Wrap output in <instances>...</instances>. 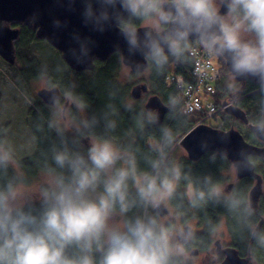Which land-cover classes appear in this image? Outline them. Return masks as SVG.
Masks as SVG:
<instances>
[{"label": "clouds", "instance_id": "9594fccd", "mask_svg": "<svg viewBox=\"0 0 264 264\" xmlns=\"http://www.w3.org/2000/svg\"><path fill=\"white\" fill-rule=\"evenodd\" d=\"M79 3L89 34L69 32L66 54L76 64L87 67L94 59L98 42L91 33L115 30L123 47L117 43L114 51L135 72L150 67L161 75L173 63L189 62L199 49L227 66L230 82L252 80L264 96V0ZM76 4L66 0L67 10L76 12ZM38 20L37 12L28 17L30 24ZM52 26L65 30L69 21L57 18ZM226 74L223 69L219 82L230 95ZM118 95L110 90L104 108L95 112L72 86L61 94L49 81V116L34 125L50 138L43 153L44 179L35 186L17 170L13 147L0 130V264H190L196 233L182 215L167 214L177 200V208L185 201L197 210L223 206L236 230L253 241L249 260L258 264L264 228L255 220L257 210L248 194L226 192L211 174L195 175L174 159L177 133L160 122L157 109L123 104L139 136L130 129L127 139H116ZM240 95L236 99L247 96ZM178 108V99L170 95L168 112L175 116ZM225 108L219 113L231 117ZM153 125H159V136L141 146L139 140ZM256 131L264 134V120ZM207 147L201 143L202 151ZM217 154L226 157L225 151L215 150L210 159ZM237 170H242L239 165Z\"/></svg>", "mask_w": 264, "mask_h": 264}, {"label": "trees", "instance_id": "16d2710c", "mask_svg": "<svg viewBox=\"0 0 264 264\" xmlns=\"http://www.w3.org/2000/svg\"><path fill=\"white\" fill-rule=\"evenodd\" d=\"M20 29V35L15 43L16 46H26L27 44L33 42H40V43H48L49 42L45 39H40L36 36L35 30L33 28L27 27L25 25H17ZM50 45V44H49ZM51 46V45H50ZM53 47V46H51ZM54 48V47H53ZM56 49V48H54ZM57 50V49H56ZM59 53L60 58H62L61 52L57 50ZM193 57L190 59L189 62L181 65H177L175 63L171 64L168 69L161 75H155L153 70L148 67V76H147V84H149L150 91L155 95L161 97L164 102V105L168 106L169 96H175L178 98V95L181 94L182 91L178 90L175 87V84L168 87L166 84L168 82L167 77L182 75L187 79L191 78L192 73L191 70L193 68ZM222 65L224 72L228 73L225 65L219 61ZM122 65V61L120 59L119 53H113L111 56L105 61L96 60L94 63V68L92 70H85V71H76L67 67V73L64 74L61 78L57 79V87L60 88L61 93H63L66 87L72 86L75 93L83 96V98L91 105V110L95 112H99L104 108V105L108 102V92L110 90H116L119 95L116 100L117 107L120 109V116H119V124L120 127L117 129L116 139L124 140L127 139V134L131 129L134 135L139 136V133L135 131L131 116L128 112L123 110V104L131 103L136 105L137 109L144 108L141 100L134 99L131 96V91L127 86H123L120 81L118 75L120 68ZM33 72L37 73L38 70L37 65L31 66ZM225 75V74H224ZM25 75L23 74V77ZM145 82V81H144ZM228 83V81H226ZM218 90L222 89L221 85L222 82L218 83ZM239 84L234 83L231 85V89L229 92V96L232 98H236L233 95V92H237L240 90ZM241 85V84H240ZM225 87L224 85H222ZM258 86L255 82L246 81L241 89V95L244 96L243 98H237L236 104L243 109L249 116V122L251 124H258V122L264 120V96L260 93V91H256ZM256 91V92H254ZM180 92V93H179ZM254 92V93H252ZM219 95V94H218ZM235 96V97H233ZM180 105V102L178 100ZM30 125H31V132L32 136L36 142V150L29 154L28 156L19 158L16 160V168L19 172L25 175L31 182V180L35 179V177L43 172L42 164H43V153L48 147V141L50 138H45L40 133L35 131L34 125L41 119H47L49 116V108L48 104L43 102L42 100H34L33 106L30 109ZM223 120L224 127H221L222 130L235 128L236 130L241 133L245 131L243 137L245 140L253 145L259 146V144L252 143L256 141V137L253 135L251 129L243 124L242 122L235 121L232 117H229L223 113L220 114ZM179 117V118H177ZM169 127H172L174 131L177 133L178 140L180 137L193 126L190 122L189 115L184 113L180 106L177 110L175 116L168 112V115L165 120L161 122ZM8 127L4 124L0 125V130H3L6 133ZM6 136V135H5ZM5 136L3 137L5 140ZM159 136V125L149 126L145 132L143 133V138L139 140L141 146H144L148 139L151 137H158ZM177 140V143H178ZM177 146V144H176ZM175 146V147H176ZM175 150V149H174ZM174 152V151H173ZM213 152H207L204 154L199 160L191 161L187 158H184L181 162L184 163L188 168H191L195 175H205L211 174L214 181L218 182L219 184L222 183L224 179V172L228 171L231 167V162L229 159L221 158L219 154H217L216 159L213 161L210 159ZM173 156V153H172ZM252 164L257 162L258 160H263L261 158L252 157L250 158ZM255 169L256 172L261 175L264 182V169H258L256 164ZM11 174V172H10ZM255 180L252 178H244L238 181L237 185L239 187L238 190H242L243 192H249L250 188L253 186ZM183 187V186H182ZM180 201H174L173 207L175 210L183 215L187 216H194L199 219V223L203 226L202 227V234L199 235L196 239V243H199V247L206 250L209 247L211 241V233L214 231V226L216 222L221 219V217L225 216L231 222V234L233 237V241L231 245L238 250V253L241 256H245L247 254V248L249 244L250 238L247 235V232L239 233L236 230V221L233 216L223 207L215 204H209L206 208L202 209H191L188 207L187 202L185 201L183 204V208H177L175 205L179 204ZM130 213L129 215H131ZM263 217L264 219V197L263 193L258 202V211L255 217L256 222L258 223L259 219ZM264 224V223H263ZM264 225L261 226L263 228ZM254 248V243L252 245ZM258 256V264H264V252L257 253Z\"/></svg>", "mask_w": 264, "mask_h": 264}, {"label": "water", "instance_id": "95a60500", "mask_svg": "<svg viewBox=\"0 0 264 264\" xmlns=\"http://www.w3.org/2000/svg\"><path fill=\"white\" fill-rule=\"evenodd\" d=\"M80 7L79 0H77L76 12H69L67 10L66 0H0V56L3 60L11 64L14 63V42L19 38L20 29L18 27H12L11 25H25L33 28L38 38L47 40L51 46L59 50L63 60L70 68L76 71L92 70L96 60H107L111 54L115 53L114 45L119 43L121 47H123V41L120 40L118 33L115 30L109 31L103 35L91 33L98 42L97 47L94 49V59L87 67L76 64L75 61L66 54L67 49L71 46L69 32L72 30H79L86 35L89 34V30L84 28L81 23L79 15ZM34 12L39 13V20L35 24H30L28 22V17ZM57 18L60 20H68L69 27L65 30L54 29L52 21ZM122 65L129 67L135 72L130 66L123 62ZM225 67L228 70L226 65ZM246 81L247 80H237L236 82L243 86ZM57 88L61 93L60 88ZM130 91L131 96L134 99H140L143 94L148 91V87L145 83L138 84L133 86ZM48 93L49 89L46 88L37 90V95L46 104ZM143 106L144 108L157 109L159 111L160 122L164 120L168 113V106L164 105L161 97L155 94L149 96ZM225 112L236 120L247 125L256 139L262 142L261 145L256 146L248 143L243 135L236 129L230 128L229 130H222L208 126V124H200L189 130L180 143L186 150L188 158L191 161L199 160V158L205 153L201 150V143H206L208 146L207 149L209 150L225 151L226 158L230 160L231 165L236 170V180L244 178H252L255 180L253 186L248 192V196L258 211V202L263 193V178L256 172L255 165L252 164L253 162H251L250 158L257 157L264 161V134L257 133L256 129L258 124H251L247 113L239 106H228L225 108ZM242 156L247 159H242ZM237 165H239L242 170H237ZM232 186L233 184H229L228 190H230ZM263 223L264 219L261 217L258 224L261 227ZM215 245L216 253L223 255V258L217 264H250L249 250L252 249L253 245L251 239L249 240L248 251L245 256H241L238 253V250L232 245L223 246L221 239H216ZM197 253V249H193L191 252L193 255Z\"/></svg>", "mask_w": 264, "mask_h": 264}, {"label": "rangeland", "instance_id": "374dc122", "mask_svg": "<svg viewBox=\"0 0 264 264\" xmlns=\"http://www.w3.org/2000/svg\"><path fill=\"white\" fill-rule=\"evenodd\" d=\"M17 25L18 24H12L11 26L17 27ZM17 40L14 42L15 59L13 64L3 60L0 56V125L4 124L8 127L5 138L6 141L13 147L16 160L28 156L36 150V142L32 136V133H30L31 123L29 111L33 106L34 100H41L37 95V90L42 88L49 89V81L57 86V79L61 78L67 73L66 71L68 67L63 58H60L58 51L46 43V41L43 44L40 42H33L27 44L26 46H22V43L20 46H16L15 43ZM210 59H212L218 66H221L218 59L211 57ZM192 64L194 67V62ZM32 65H37V73L33 72V68L31 67ZM58 68L59 71H57ZM192 71L193 68L191 73ZM23 74L25 75L24 77ZM118 75H120L118 76L120 83L123 86H127L129 90H131L133 86L147 82L148 68L142 72L133 73L129 67L121 65ZM226 78H228L227 81H229V87L236 83V81L230 82L229 72L226 74ZM185 79L190 82L187 77ZM240 88L242 89L243 86H240ZM241 89L237 92H233V95H239L241 93ZM256 91L259 90L256 89ZM148 95L149 94L147 93L142 97V104L145 102ZM232 99L234 100L236 98ZM228 106L231 107L234 106V104H229ZM219 112V108L216 107L215 109L210 110L205 115V117L199 118L195 115H189L190 122L193 125L189 130L200 124L207 125L208 122L210 124H208V126L211 127L212 125H218L219 122L217 124V117L220 116ZM218 120L220 119L218 118ZM229 129L227 128L224 130ZM244 132L245 131H242L241 133L244 134ZM185 134L187 133L185 132L180 137L173 152V158L180 162L184 158L189 159L186 150L180 143ZM252 143L261 145L262 142L256 139V141H253ZM207 152L214 151L211 149L203 151L204 154ZM254 164H256L258 169H264L263 160H258ZM223 175L224 179L220 185L225 189L226 192L239 189L237 185L239 180H236V170L234 167H232V165L228 171L224 172ZM43 179L44 172H41L35 177V179L31 180V185H38ZM229 184H233L230 190H228ZM262 188L264 197V182ZM167 214L176 215L180 213H178L172 206ZM180 215L185 217L186 222L192 226L194 232L196 233V238L199 237V235L202 234L203 227L199 223V219L194 216H187L186 214ZM180 222L184 223L185 220H180ZM231 229V222H229V219H227L225 216L221 217V219L216 222L213 233H211L209 247L204 250L199 247V243H195V246L192 248V250L197 249L198 253L195 255L191 254L190 264H217L219 261H221L223 255L216 253L215 239H222L221 241L225 246L231 245L233 241L230 231Z\"/></svg>", "mask_w": 264, "mask_h": 264}, {"label": "built area", "instance_id": "2783aa9c", "mask_svg": "<svg viewBox=\"0 0 264 264\" xmlns=\"http://www.w3.org/2000/svg\"><path fill=\"white\" fill-rule=\"evenodd\" d=\"M194 67L190 82L183 76H168L170 82L182 91L178 95L180 109L188 115L197 117H205V115L216 107L223 110L229 104H234L226 90L219 91L216 88L217 83L223 75V67L218 66L210 57L202 50L197 49L192 54ZM180 93V92H179ZM224 95V100L219 98V105L215 98L218 94ZM225 102V104H223Z\"/></svg>", "mask_w": 264, "mask_h": 264}, {"label": "flooded vegetation", "instance_id": "af4514ba", "mask_svg": "<svg viewBox=\"0 0 264 264\" xmlns=\"http://www.w3.org/2000/svg\"><path fill=\"white\" fill-rule=\"evenodd\" d=\"M133 72V71H132ZM133 73H135V72H133ZM167 79H168V82L166 83L167 85H168V87H170L171 85H173L171 82H170V79L167 77ZM144 82V81H143ZM143 84V83H142ZM145 84L147 85V87H148V91L145 93V94H143V96L144 95H146L147 93L149 94L148 95V97L149 96H151V95H154V93H152L151 91H150V88H149V84H147L146 82H145ZM220 87V85L218 86V85H216V88H217V90H218V88ZM222 87V86H221ZM220 91H222V89L220 90ZM152 94H151V93ZM218 92H219V90H218ZM142 96V97H143ZM220 96H221V94L219 93V95H217V97L215 98V100H216V102H217V105H219L220 103H219V98H220ZM142 97L140 98V99H137V100H141L142 99ZM147 97V98H148ZM146 98V99H147ZM146 101V100H145ZM145 104V102L143 103V105ZM166 115H168V113L166 114ZM232 117V116H231ZM218 118H219V116L217 117V124H218V122H219V124L218 125H216L215 127H217V126H219V128H221V127H224V125H223V120H218ZM166 119V116H165V118H164V120ZM233 119L235 120V121H238V122H241V121H239V120H236L234 117H233ZM207 124H209V122L207 123ZM213 126V125H212ZM233 167V166H232ZM219 239V238H218ZM222 240V239H221ZM215 241H216V239H215ZM222 242V241H221ZM222 245H223V243H222ZM223 246H225V245H223ZM222 255V254H221Z\"/></svg>", "mask_w": 264, "mask_h": 264}]
</instances>
